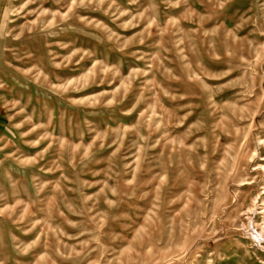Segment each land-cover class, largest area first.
<instances>
[{"label": "rangeland", "instance_id": "374dc122", "mask_svg": "<svg viewBox=\"0 0 264 264\" xmlns=\"http://www.w3.org/2000/svg\"><path fill=\"white\" fill-rule=\"evenodd\" d=\"M0 11V264H264V0Z\"/></svg>", "mask_w": 264, "mask_h": 264}, {"label": "crops", "instance_id": "0c3cea01", "mask_svg": "<svg viewBox=\"0 0 264 264\" xmlns=\"http://www.w3.org/2000/svg\"><path fill=\"white\" fill-rule=\"evenodd\" d=\"M7 0H0V6H5ZM1 14V11H0Z\"/></svg>", "mask_w": 264, "mask_h": 264}]
</instances>
